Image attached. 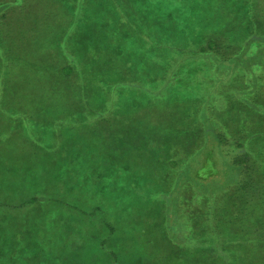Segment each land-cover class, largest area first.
Masks as SVG:
<instances>
[{
    "label": "trees",
    "instance_id": "1",
    "mask_svg": "<svg viewBox=\"0 0 264 264\" xmlns=\"http://www.w3.org/2000/svg\"><path fill=\"white\" fill-rule=\"evenodd\" d=\"M0 264H264V0H0Z\"/></svg>",
    "mask_w": 264,
    "mask_h": 264
},
{
    "label": "rangeland",
    "instance_id": "2",
    "mask_svg": "<svg viewBox=\"0 0 264 264\" xmlns=\"http://www.w3.org/2000/svg\"><path fill=\"white\" fill-rule=\"evenodd\" d=\"M224 24L231 26L233 24V20L230 21V24H227V23H224ZM222 26H221V28H222ZM135 31H136V35L141 37L146 33V26L143 29L138 30V31L135 29ZM143 234H142L143 236L141 235L140 237H144L146 235H151L154 233L152 232V230H148ZM186 240H187V244H188L190 241L188 239H186ZM150 243L153 244V247L151 249H152V252L155 253V256L159 259V261L163 260L165 258V256L167 255L165 248H168V247L158 237L152 238Z\"/></svg>",
    "mask_w": 264,
    "mask_h": 264
}]
</instances>
